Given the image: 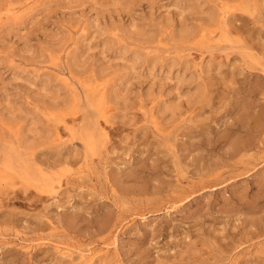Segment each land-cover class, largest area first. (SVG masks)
<instances>
[{
	"label": "rangeland",
	"instance_id": "obj_1",
	"mask_svg": "<svg viewBox=\"0 0 264 264\" xmlns=\"http://www.w3.org/2000/svg\"><path fill=\"white\" fill-rule=\"evenodd\" d=\"M104 262L264 264V0H0V264Z\"/></svg>",
	"mask_w": 264,
	"mask_h": 264
},
{
	"label": "bare ground",
	"instance_id": "obj_2",
	"mask_svg": "<svg viewBox=\"0 0 264 264\" xmlns=\"http://www.w3.org/2000/svg\"><path fill=\"white\" fill-rule=\"evenodd\" d=\"M212 23H213V22H212ZM68 103H69V102H68ZM4 237H5V236H4ZM108 242H109V241H108ZM111 243H113V242H111ZM24 244H25V243H24ZM100 244H101V243H100ZM107 244H108V243H105L106 246H108ZM56 245H58L57 242H56ZM65 245H66V244H65ZM101 245H103V244H101ZM109 245L111 246V244H109ZM73 246H74V245H73ZM27 247H28V246H27ZM62 247H64V245H63ZM62 247H60V248H62ZM66 247H68V246H66ZM81 247H82V246H81ZM81 247H80V248H81ZM87 247H88V246H87ZM91 247H92V246H91ZM94 247H95V246H94ZM102 247H103V246H102ZM55 248H58V247H55ZM60 248H59V249H60ZM64 248H65V247H64ZM84 248H85V247H84ZM88 248H89V247H88ZM73 249H75V248H73ZM78 249H79V248H78ZM100 249H101V248H100ZM100 249H99V250H100ZM106 249H107V247H106ZM57 250H58V249H57ZM63 250H65V249H63ZM80 250H81V249H80ZM80 250H78V252H79ZM82 250H84L83 247H82ZM60 251H61V250H60ZM60 251H59V252H60ZM85 251H86V250H85ZM85 251H84V252H85ZM87 251H88V250H87ZM59 252H57V253H59ZM82 252H83V251H82ZM89 252H90V251H89ZM99 252H100V251H98V250H97V251H96V250H95V251L91 250V252H90V256H89V260L91 261V260H93L94 257H96V256H98V255H101ZM103 252H105V251H103ZM69 253H70V252H69ZM75 253H76V252H75ZM109 253H110V252H109ZM63 254H64V252H63ZM70 254H71V253H70ZM73 254H74V253H73ZM102 254H105V253H102ZM81 255H82V254H81ZM68 256H69V255H68ZM78 256H79V255H78ZM86 257H87V256H86ZM106 257H108V256H106ZM79 258H80V257H79ZM80 259H81V258H80ZM85 259H86V258H85ZM101 259H102V258H101ZM105 259H106V258H105ZM87 260H88V258H87ZM96 260H97V259H96ZM101 261H102V260H101ZM104 261H105V260H104ZM106 261H108V258L106 259ZM106 261H105V262H106ZM109 261L111 262V259H110ZM84 262H85V261H84ZM88 262H89V261H88ZM88 262H86V263H88ZM96 262H97V261H96ZM98 262H99V261H98ZM105 262H104V264H105ZM93 264H94V263H93ZM97 264H98V263H97ZM110 264H111V263H110Z\"/></svg>",
	"mask_w": 264,
	"mask_h": 264
}]
</instances>
